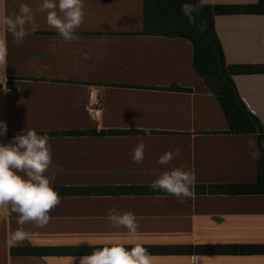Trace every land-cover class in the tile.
Wrapping results in <instances>:
<instances>
[{
	"label": "crops",
	"instance_id": "obj_1",
	"mask_svg": "<svg viewBox=\"0 0 264 264\" xmlns=\"http://www.w3.org/2000/svg\"><path fill=\"white\" fill-rule=\"evenodd\" d=\"M258 0H199L203 5H253ZM42 0H0V20L33 10L35 32L17 44L0 23L7 63L0 66V121L7 145L28 130L47 135L55 187L149 186L182 168L194 185L256 182L254 134H230L215 97L196 73L192 46L183 38L142 34V0H84L77 41H65L36 11ZM214 31L227 65L264 64V15H216ZM246 109L264 123V74L232 76ZM178 88L181 90L172 89ZM98 93L94 119L87 95ZM150 129L147 135L143 129ZM122 131L120 134L108 133ZM143 138L142 163L133 161ZM180 150L167 166L165 152ZM44 227L21 225L10 205L0 208V264H70L76 256H13L11 248L67 246L264 244V195L60 196ZM137 217L135 237L108 220L109 210ZM29 233L9 246L13 232ZM193 254V253H192ZM192 254L152 255L153 264H191ZM200 264H264L263 254L199 255Z\"/></svg>",
	"mask_w": 264,
	"mask_h": 264
},
{
	"label": "clouds",
	"instance_id": "obj_2",
	"mask_svg": "<svg viewBox=\"0 0 264 264\" xmlns=\"http://www.w3.org/2000/svg\"><path fill=\"white\" fill-rule=\"evenodd\" d=\"M39 13H46V23L50 29H55L65 41H77V29L85 20L84 0H42L36 9ZM182 13L189 23L196 22L199 14V5L184 3ZM196 14V15H194ZM33 10L27 5H20L19 14L4 16L0 23L6 27L17 44L23 42L30 32H35L33 25ZM201 31L203 25L200 26ZM7 42L0 39V66L7 63ZM6 123L0 121V136L7 134ZM147 135L150 129H143ZM47 135H39L36 130H28L26 134L13 137L7 145L0 144V208L10 205L11 210L18 215V223L24 225L33 223L37 227H44L50 221V212L61 202L58 192L52 186L56 178L53 170L50 176L45 173L55 168L52 161L51 145ZM248 146L253 149V159L260 158V152L255 147V141L249 140ZM143 138L134 149L132 159L142 163L145 155ZM180 155L177 148L175 152H165L158 159V163L167 166L176 156ZM195 176L192 172L182 168H172L165 171L153 181L151 188L154 191H163L177 198H191L194 195ZM108 220L114 227L125 228L128 234L135 237L138 230L137 217L132 212L120 213L115 208L109 210ZM29 233L22 229L13 232L8 240L9 246L23 243ZM73 264L76 257H69ZM191 264H200L201 257L193 253ZM79 264H153V256L147 248L137 243L129 250L120 243L111 246L96 248L90 255L79 258Z\"/></svg>",
	"mask_w": 264,
	"mask_h": 264
},
{
	"label": "trees",
	"instance_id": "obj_3",
	"mask_svg": "<svg viewBox=\"0 0 264 264\" xmlns=\"http://www.w3.org/2000/svg\"><path fill=\"white\" fill-rule=\"evenodd\" d=\"M184 3L199 5L196 22L189 23L182 13ZM253 14L264 15V0L253 5H203L199 0H142V34L183 38L192 46V61L196 73L217 100L226 119L230 134L256 135V149L260 158L256 160V182L235 185H195L194 193L208 194H251L264 195V123L252 115L240 100L232 76L240 74H264V64L227 65L219 40L214 31L216 15ZM203 25L201 31L200 26ZM175 90H181L172 87ZM108 133L120 134L122 131ZM59 196L89 195H166L149 186L108 187H55ZM151 255H198L263 254L264 244H201V245H158L148 246ZM104 246L67 247H20L11 248L13 256H76L90 255L96 248ZM129 250L133 246H125Z\"/></svg>",
	"mask_w": 264,
	"mask_h": 264
},
{
	"label": "built area",
	"instance_id": "obj_4",
	"mask_svg": "<svg viewBox=\"0 0 264 264\" xmlns=\"http://www.w3.org/2000/svg\"><path fill=\"white\" fill-rule=\"evenodd\" d=\"M87 100L89 104V111L94 119H98L101 114V106L99 95L96 91L90 90L87 95Z\"/></svg>",
	"mask_w": 264,
	"mask_h": 264
}]
</instances>
